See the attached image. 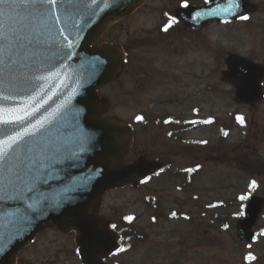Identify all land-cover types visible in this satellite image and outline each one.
I'll list each match as a JSON object with an SVG mask.
<instances>
[{
	"label": "rangeland",
	"instance_id": "obj_1",
	"mask_svg": "<svg viewBox=\"0 0 264 264\" xmlns=\"http://www.w3.org/2000/svg\"><path fill=\"white\" fill-rule=\"evenodd\" d=\"M181 1L146 0L106 36L133 43L123 75L100 87L110 100L109 112L137 121L133 151L171 160L140 184L104 194L101 210L114 224L133 218L126 230L131 242L109 260L264 264V208L248 244L235 229L247 197L264 196V95L252 105L236 103L233 85L221 78L229 52L264 64V0H251L248 19L213 20L198 30L184 29L177 20L171 8ZM171 114L211 123L178 133L161 123ZM137 116L147 124L138 126ZM76 246L73 231L48 228L23 248L19 264H81Z\"/></svg>",
	"mask_w": 264,
	"mask_h": 264
},
{
	"label": "water",
	"instance_id": "obj_2",
	"mask_svg": "<svg viewBox=\"0 0 264 264\" xmlns=\"http://www.w3.org/2000/svg\"><path fill=\"white\" fill-rule=\"evenodd\" d=\"M143 1L64 0L69 24L63 35L62 11L56 13L61 22L49 32L19 10L21 17L14 25L19 37L13 42L15 75L3 87L12 99H0V106H23L38 92L37 100L46 103L25 123L44 118L50 123L39 136L18 146L27 174L20 184L24 194L7 190L0 173V264H15L18 251L46 226L75 230L82 264H110L106 256L120 246L118 231L100 213L104 192L127 183L137 185L163 162L144 156L123 159L132 143V126L116 115H101L109 102L98 95L97 85L118 76L124 51L118 44L100 41V36L114 18ZM248 5L247 0H209L179 8L178 14L189 24L203 23L213 16H240ZM225 62L222 78L234 84V100L253 104L260 99L264 65L233 52ZM40 76L47 79H36ZM20 127L0 125V133ZM30 144L40 145L39 155L27 151ZM263 207L264 196L248 197L244 216L235 225L242 243L252 239Z\"/></svg>",
	"mask_w": 264,
	"mask_h": 264
},
{
	"label": "snow or ice",
	"instance_id": "obj_3",
	"mask_svg": "<svg viewBox=\"0 0 264 264\" xmlns=\"http://www.w3.org/2000/svg\"><path fill=\"white\" fill-rule=\"evenodd\" d=\"M0 6H2L0 7V16L3 17L0 20V65H4L3 68H0V76H5V73H7L5 80L0 81V99L10 100L12 99L11 94H4L3 87L5 81L10 82L15 75L16 61L13 59L15 55L13 42L19 37L16 35L17 30L14 25L21 17L19 10L23 9V16L25 18L34 20L37 25L47 28L49 32L51 31V27L61 22V17L56 15V13L62 11L66 27L61 30V35H63L64 31H67L69 13L64 0H0ZM183 6L187 7L186 0ZM242 19H248V17H242ZM10 21L11 23H9ZM49 21H51V26H49ZM170 23L165 25V31H167ZM68 47L71 48L72 45L68 44ZM36 79L44 80L47 77L40 76L36 77ZM38 95L39 93L37 92L28 97L23 106L11 108L0 106V125H21L18 130L6 129L0 133V173L3 174V179L6 181L7 190L15 192L17 195L24 194V189L20 188V184L27 179V174L21 166L22 161L18 155V146L26 139L39 136L41 131L46 128V125L50 123L48 118L36 120L34 123H25V121H28L33 116L34 112L42 107V103H46L43 98L37 100ZM136 119L142 120L143 117L137 116ZM237 120L243 123L242 117L237 116ZM165 123H168V121H165ZM193 123H196V121H193ZM203 123H211V119L203 121ZM200 143H206V141H200ZM38 149H40V145L30 144L27 151L29 153L35 151L39 155ZM187 171H192V169H187ZM255 184L256 182L252 181L249 187H254ZM239 199L244 200L246 197L241 196ZM172 215L175 216L176 213L173 212ZM126 219L132 220L133 218L129 216ZM224 227H227V225ZM249 258L254 257L249 255Z\"/></svg>",
	"mask_w": 264,
	"mask_h": 264
},
{
	"label": "flooded vegetation",
	"instance_id": "obj_4",
	"mask_svg": "<svg viewBox=\"0 0 264 264\" xmlns=\"http://www.w3.org/2000/svg\"><path fill=\"white\" fill-rule=\"evenodd\" d=\"M139 7H137L136 9H134V10H131V11H129V12H127L126 14H124L121 18H119V19H117V20H115L109 27H107V29H105L103 32H102V34H101V39L102 40H106V41H114V42H117V43H120V44H122L123 45V47L125 48V50H126V54H127V58H126V62H125V64H124V67H123V70H122V72H121V74H120V76H119V78L123 75V73L125 72V70H126V68H127V64L126 63H128L129 62V49H130V47H131V45H133V43H131V45H130V43H129V41H126V42H124V43H122V42H120V41H118V40H116V39H110V38H108V37H106L107 36V34L112 30V29H114L115 28V26H116V24L117 23H119L121 20H123L124 18H126V17H128V16H130L133 12H135L137 9H138ZM183 27H184V29L187 27V28H194V30H198L199 28H202V26H192V27H188V26H185L184 24H183ZM169 128L170 127H174L175 129H177V127L175 126V125H169L168 126ZM170 131H171V129H169ZM172 132V131H171ZM136 135H137V131H134V141H135V138H136ZM132 153L134 154V155H138V154H140V153H142V151L141 150H132ZM168 160V159H167ZM20 257H21V255L19 254L18 255V258H17V263L16 264H19L20 263Z\"/></svg>",
	"mask_w": 264,
	"mask_h": 264
},
{
	"label": "trees",
	"instance_id": "obj_5",
	"mask_svg": "<svg viewBox=\"0 0 264 264\" xmlns=\"http://www.w3.org/2000/svg\"><path fill=\"white\" fill-rule=\"evenodd\" d=\"M120 223H121V224H131V222H130L129 220L125 219V218H122ZM124 226H126L127 228H130V227H128L127 225H124ZM126 230H127V229H124V230H123L125 236L130 235V234L126 233ZM126 240H127V239L124 238V245L127 244V243H126Z\"/></svg>",
	"mask_w": 264,
	"mask_h": 264
}]
</instances>
